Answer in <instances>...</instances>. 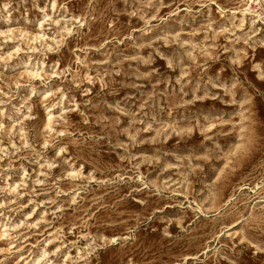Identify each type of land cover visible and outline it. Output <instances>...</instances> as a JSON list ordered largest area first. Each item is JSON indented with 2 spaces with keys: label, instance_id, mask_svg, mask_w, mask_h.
Returning a JSON list of instances; mask_svg holds the SVG:
<instances>
[{
  "label": "rangeland",
  "instance_id": "obj_1",
  "mask_svg": "<svg viewBox=\"0 0 264 264\" xmlns=\"http://www.w3.org/2000/svg\"><path fill=\"white\" fill-rule=\"evenodd\" d=\"M0 264H264V0H0Z\"/></svg>",
  "mask_w": 264,
  "mask_h": 264
}]
</instances>
